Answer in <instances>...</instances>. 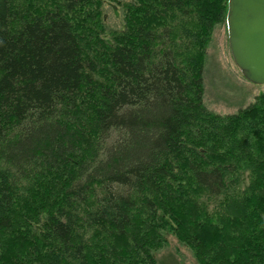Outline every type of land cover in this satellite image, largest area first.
Here are the masks:
<instances>
[{
    "label": "trees",
    "instance_id": "1",
    "mask_svg": "<svg viewBox=\"0 0 264 264\" xmlns=\"http://www.w3.org/2000/svg\"><path fill=\"white\" fill-rule=\"evenodd\" d=\"M228 0H0V264H264V91L202 103ZM226 26V24H225Z\"/></svg>",
    "mask_w": 264,
    "mask_h": 264
},
{
    "label": "rangeland",
    "instance_id": "2",
    "mask_svg": "<svg viewBox=\"0 0 264 264\" xmlns=\"http://www.w3.org/2000/svg\"><path fill=\"white\" fill-rule=\"evenodd\" d=\"M131 0H104L102 21L104 37L123 28V6ZM203 105L213 113L229 114L247 106L264 91V85L246 80L236 67L230 54L225 24L216 25L206 47L202 71ZM166 242L154 253L156 264H196L191 250L172 234H165Z\"/></svg>",
    "mask_w": 264,
    "mask_h": 264
},
{
    "label": "water",
    "instance_id": "3",
    "mask_svg": "<svg viewBox=\"0 0 264 264\" xmlns=\"http://www.w3.org/2000/svg\"><path fill=\"white\" fill-rule=\"evenodd\" d=\"M226 29L236 67L249 82L264 85V0H228Z\"/></svg>",
    "mask_w": 264,
    "mask_h": 264
},
{
    "label": "bare ground",
    "instance_id": "4",
    "mask_svg": "<svg viewBox=\"0 0 264 264\" xmlns=\"http://www.w3.org/2000/svg\"><path fill=\"white\" fill-rule=\"evenodd\" d=\"M225 24H226V19H225ZM226 31H227V29H226Z\"/></svg>",
    "mask_w": 264,
    "mask_h": 264
}]
</instances>
